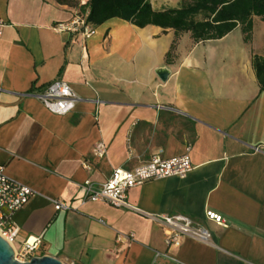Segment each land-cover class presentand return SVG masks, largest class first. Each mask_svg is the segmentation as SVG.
Here are the masks:
<instances>
[{
  "label": "crops",
  "instance_id": "obj_1",
  "mask_svg": "<svg viewBox=\"0 0 264 264\" xmlns=\"http://www.w3.org/2000/svg\"><path fill=\"white\" fill-rule=\"evenodd\" d=\"M83 1L0 0V164L35 192L10 215L15 245L38 237L35 256L68 264H264V90L251 62L264 56V19L251 17L249 40L238 25L202 42L180 33L171 50L174 29L119 17L93 24L85 39L58 30L85 12ZM55 79L77 97L67 114L33 95ZM98 141L102 158L92 153ZM187 146L185 177L127 190L137 210L81 201L85 179L100 185L115 168ZM57 198L72 209L55 210ZM154 214H184L211 236L167 247ZM130 233L134 240L117 241Z\"/></svg>",
  "mask_w": 264,
  "mask_h": 264
},
{
  "label": "built area",
  "instance_id": "obj_2",
  "mask_svg": "<svg viewBox=\"0 0 264 264\" xmlns=\"http://www.w3.org/2000/svg\"><path fill=\"white\" fill-rule=\"evenodd\" d=\"M86 2L87 0L81 2V4L84 5ZM87 10L88 8L84 13L81 11L77 12L67 23L59 22L56 28L70 32L72 37L87 38L94 30V25L87 20ZM33 95L40 100L47 110L59 115L71 112L77 100L71 85L62 79H55L47 83L43 90L34 92ZM105 152L106 145L103 141H98L94 144L92 153L95 157L102 158L105 156ZM83 166L87 167V162L84 161ZM191 169L192 164L189 159L188 146L178 156L162 157L160 154H154L149 160L136 165L135 168L118 167L113 169L107 180L100 185H95L90 180L85 179L80 183L82 191L81 201H104L115 207L137 210L127 200V190L129 188L151 179H162L164 177L183 178ZM34 193V190L28 185L21 184L6 175L3 165L0 164V236L11 244L13 256L19 262L29 261L34 257L40 241L38 237H27L22 244L16 246L14 240L18 227L13 225L10 215L13 211L26 204ZM52 205L55 210L65 211L72 209V206L66 200L58 198L52 199ZM206 216L221 226L227 225V221L221 215L211 210H208ZM151 217L163 224L164 241L167 247L179 244L183 236L204 242L208 241L211 236L204 226L192 221L184 214H154ZM116 238L119 242H123V238L125 241L134 240L132 233L123 237L118 234Z\"/></svg>",
  "mask_w": 264,
  "mask_h": 264
},
{
  "label": "trees",
  "instance_id": "obj_3",
  "mask_svg": "<svg viewBox=\"0 0 264 264\" xmlns=\"http://www.w3.org/2000/svg\"><path fill=\"white\" fill-rule=\"evenodd\" d=\"M59 3L77 5L79 0H56ZM87 20L99 25L103 21L119 17L138 27L147 24L174 29V48L178 34L188 33L194 42L225 36L240 25L244 39L251 37L253 15L264 19V0H182L180 6L152 9L149 0H87ZM201 16V18H197ZM170 51V50H169ZM171 51L168 52L169 57ZM260 90H264V56L253 54L251 58Z\"/></svg>",
  "mask_w": 264,
  "mask_h": 264
},
{
  "label": "water",
  "instance_id": "obj_4",
  "mask_svg": "<svg viewBox=\"0 0 264 264\" xmlns=\"http://www.w3.org/2000/svg\"><path fill=\"white\" fill-rule=\"evenodd\" d=\"M166 75L165 70H160L158 76L164 78ZM0 264H68L56 256L51 255H38L32 257L29 261L19 262L13 256V248L10 243L6 242L0 236Z\"/></svg>",
  "mask_w": 264,
  "mask_h": 264
},
{
  "label": "rangeland",
  "instance_id": "obj_5",
  "mask_svg": "<svg viewBox=\"0 0 264 264\" xmlns=\"http://www.w3.org/2000/svg\"><path fill=\"white\" fill-rule=\"evenodd\" d=\"M160 4V7L162 8H172V7H177L180 6L182 3V0H154V3ZM197 18H201V16H197Z\"/></svg>",
  "mask_w": 264,
  "mask_h": 264
}]
</instances>
